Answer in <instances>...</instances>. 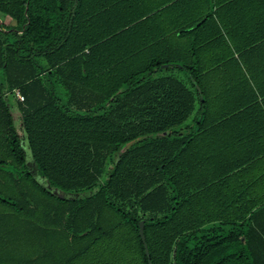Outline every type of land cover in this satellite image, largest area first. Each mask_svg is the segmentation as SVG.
<instances>
[{"label":"trees","instance_id":"16d2710c","mask_svg":"<svg viewBox=\"0 0 264 264\" xmlns=\"http://www.w3.org/2000/svg\"><path fill=\"white\" fill-rule=\"evenodd\" d=\"M109 4L89 5L84 15ZM0 7L11 17V2ZM26 8L25 18L17 8L21 17L14 26L0 23V191L10 190L8 181L14 190L27 181L42 188L30 176L32 166L62 191V197L51 196L61 204L66 231L83 237V246L74 250L83 264H264V205L232 217L224 197L204 192L210 183L189 178L187 149L171 145L180 136L170 129L176 117L139 115L140 101L134 99L137 114L134 105L126 112L133 114L124 112L125 92L138 97L146 85L139 79L124 82L121 65L106 83L107 77H94L98 49L82 53L81 37L82 49H62L56 43L69 37L36 33L38 20L28 19V3ZM36 82L47 96L29 100L27 85ZM14 89L23 97L18 126L4 102ZM0 204L15 207L9 198H0ZM2 227L7 235L5 222Z\"/></svg>","mask_w":264,"mask_h":264},{"label":"crops","instance_id":"0c3cea01","mask_svg":"<svg viewBox=\"0 0 264 264\" xmlns=\"http://www.w3.org/2000/svg\"><path fill=\"white\" fill-rule=\"evenodd\" d=\"M10 2L11 17L0 7V20L8 21L2 25L14 26L21 17L15 5H22L25 18L28 3V19L38 20L36 33L64 34L69 40L56 44L66 51L82 49L79 37L86 43L82 53L98 49L94 77H107L106 83L121 65L124 82L131 78L145 84L138 97L125 92L124 112L134 105L137 114L139 100V115L176 117L170 129L180 136L171 145L187 149L189 178L210 183L204 192L224 197L227 209L235 212L232 217L264 205V0H0ZM103 2L110 4L85 17L89 5ZM27 86L29 100L47 96L37 91L38 82ZM10 96L18 126L23 102L12 92ZM30 176L42 187L37 189L41 194L44 187H53L33 166ZM60 193L52 194L64 196ZM26 208L32 213L36 205ZM4 222L3 214L0 264H83L77 252L24 251L23 245L36 244L39 237L5 235Z\"/></svg>","mask_w":264,"mask_h":264},{"label":"rangeland","instance_id":"374dc122","mask_svg":"<svg viewBox=\"0 0 264 264\" xmlns=\"http://www.w3.org/2000/svg\"><path fill=\"white\" fill-rule=\"evenodd\" d=\"M7 25L6 20H0ZM4 102L11 112V117L14 121H17L18 118V110L14 107V102L12 97L7 94L4 97ZM23 104V103H22ZM17 111V112H16ZM13 115V116H12ZM17 125V124H16ZM24 143V139H22ZM3 155V148L0 146V157ZM17 168V167H16ZM15 168V169H16ZM19 170V167H18ZM21 171V170H19ZM17 172V171H15ZM23 173V172H22ZM10 190H6L4 192L0 191V198L6 199L9 198L14 201L16 209H26V205L32 203L31 200H35V211L32 213L29 212H16L15 207H9L6 205L0 204V215L7 216L5 220V224L7 225V235L13 236L14 238H23L29 239L34 237H39L36 239V244H25L24 251L31 252L33 248H36L35 251H50L54 254L58 253H68L75 252V248L80 249L83 244V237H73L72 232L70 230L66 231L65 226L62 224L63 213L59 211V207L61 204L54 200L55 198L52 195L53 191L59 190L55 189V187H44L45 194H41L37 189L38 187H34L28 181L25 182L26 186H21L19 190H14V184L11 181H8ZM51 188V189H50ZM27 191V203L24 204L22 193ZM22 192V193H21ZM62 194V193H60ZM64 195V194H62ZM13 196V197H12ZM62 197V196H61ZM13 198V199H12ZM49 210H52L49 212ZM56 210V211H55ZM55 213V214H54ZM32 214V215H30ZM28 215L32 217V219L28 218ZM83 223L78 227L79 234L80 231L83 230ZM9 226V227H8ZM11 226V227H10ZM4 230L6 228H3ZM17 239H14V245ZM87 240V239H85ZM42 242V243H41ZM21 246V245H20ZM98 250V247H97Z\"/></svg>","mask_w":264,"mask_h":264},{"label":"water","instance_id":"95a60500","mask_svg":"<svg viewBox=\"0 0 264 264\" xmlns=\"http://www.w3.org/2000/svg\"><path fill=\"white\" fill-rule=\"evenodd\" d=\"M138 236H139V239H140V241L142 243L144 254H145L146 257H148V252H147L146 245L144 243V237H143V234H142V222L138 223Z\"/></svg>","mask_w":264,"mask_h":264},{"label":"built area","instance_id":"2783aa9c","mask_svg":"<svg viewBox=\"0 0 264 264\" xmlns=\"http://www.w3.org/2000/svg\"><path fill=\"white\" fill-rule=\"evenodd\" d=\"M12 94L17 101L19 102L23 101V97L17 89L12 90Z\"/></svg>","mask_w":264,"mask_h":264}]
</instances>
